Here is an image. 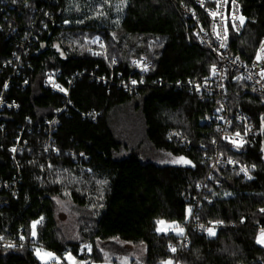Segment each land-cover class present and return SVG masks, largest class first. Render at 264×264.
Here are the masks:
<instances>
[{
    "label": "trees",
    "instance_id": "trees-1",
    "mask_svg": "<svg viewBox=\"0 0 264 264\" xmlns=\"http://www.w3.org/2000/svg\"><path fill=\"white\" fill-rule=\"evenodd\" d=\"M196 1L18 0L11 8L0 0V24L5 31L12 24L23 35L34 10L48 13L52 20H46L47 31L24 57L18 77L12 76L18 38L0 33V93L10 80L4 99L19 105L17 110H0V264H42L34 247L59 258L70 252L80 260L101 263L96 243L115 239L145 245L144 264H264V246L257 242L259 229L264 228V98L248 85L227 82L233 109L249 114L260 130L253 148L236 153L223 141L217 150L210 146L213 139L219 140L208 122L214 102L175 86L188 79H207L217 62L195 39L192 22L181 9L183 3L196 7ZM232 1L245 22L239 33L229 22L226 51L251 63L264 39V0H228V13ZM113 2L121 3L122 10L111 24L113 15L105 18L97 12L100 7L111 12ZM202 19L206 25L207 18L202 15ZM96 36L107 45L109 57L116 58L115 72L124 77L131 71V60L148 58L153 69L147 84L130 96L116 84L92 79V75H109L104 58L93 53L98 52L97 46L83 41ZM44 42L47 50L36 56ZM49 70L61 71L62 80L81 73L70 93L72 106L58 116L53 133L58 155L44 150L45 121L65 105L63 96L43 85ZM92 111L99 114L96 121L84 116ZM117 115H123L129 133L131 128L139 129L134 135L143 141L139 149L117 137ZM170 130L190 138L192 147L170 141ZM144 142L152 155L185 157L191 165L160 164L143 151ZM215 152L255 164L257 180L246 182L235 171L213 169ZM210 173L221 182V195L229 196L203 199L198 186ZM97 182L103 184L102 198L90 210L101 189ZM57 199H68L88 212L76 240L65 241L59 235ZM196 211L198 222L225 227L212 235L194 232L187 224ZM37 221L35 236L32 225ZM160 221L174 223L183 233H158ZM183 237L188 238V246L169 249L170 243ZM84 243L93 244L90 254L80 252Z\"/></svg>",
    "mask_w": 264,
    "mask_h": 264
},
{
    "label": "built area",
    "instance_id": "built-area-1",
    "mask_svg": "<svg viewBox=\"0 0 264 264\" xmlns=\"http://www.w3.org/2000/svg\"><path fill=\"white\" fill-rule=\"evenodd\" d=\"M17 2L18 0H1V5H10L11 8H15L18 5ZM195 5L196 7H190L183 3L181 4V9L185 16L192 22L195 39L214 54L217 62L212 66L210 75L207 79L203 81L188 79L184 85L177 82L175 86L177 88L185 87L189 93L196 94L201 100L214 102L215 108L208 122L213 124L216 128L219 134V140L213 139L210 142V146L217 150L220 141H223L230 145L233 152L241 153L247 149L253 148L257 144L260 130L249 114L233 109L228 101L227 82L231 80L232 82H240L248 85L256 94L264 98V76L260 75L261 71L264 70V59L257 60L258 54L264 57V52L261 51L262 46H264V39L251 63H247L236 56L228 54L226 51L228 38L227 24L230 22L234 30L238 33L242 30L238 4L235 1L231 2V7L229 9L231 17L228 20L226 19V14L228 12V3L226 0H197ZM3 10L5 9L3 8L2 11ZM211 13H216V15L213 16ZM202 15L207 18L206 25H204L205 22L202 19ZM50 18L48 13L41 15L34 10L23 35L18 34V31L12 24H9L7 31H5L4 26L0 24V33H6L8 37L18 38L16 46L19 51H14L13 53L15 66L12 76L18 77L20 75V69L23 68L24 57L32 48H35L34 46L39 42L40 36L47 31L48 25L46 20L52 22ZM4 20L7 21V19ZM66 23L68 22L66 21L65 24ZM101 43V41L98 42V45L100 46ZM93 53L94 55L99 54L97 51ZM103 58L108 66L109 75H92V79H95L98 83L102 82L104 85L107 83L111 85L116 84L118 88H121L130 96H132L138 88L147 84V76L153 69V63L148 58H135L130 62L131 71L129 75L124 77L121 72H115V68L118 66L116 61L109 63L105 56ZM80 76L81 73L77 72L62 80L61 71L58 70H49L44 76V87L47 90L60 94L65 99V105L56 113V116L51 120L45 121L46 141L44 143V150L46 152L53 153L54 155L60 153V149L54 144L53 133L59 124L58 116L67 106H72L70 103V93L77 78ZM133 81H135V83H133ZM27 83L28 80L25 79L22 83V87L25 88ZM10 85L11 81L7 80L0 93V110H17L19 108V105L15 101L9 102L4 99L3 95L5 91L9 89ZM84 116L96 121L99 114L92 111ZM237 133H239V135H237ZM168 138L170 141L178 143L181 147H186L187 149L192 147L190 138L177 131L170 130ZM199 147L204 148L205 146L200 144ZM18 148L19 145L14 149V154ZM217 167L235 171L236 174L246 182L256 181L258 177L255 164H246L240 160L234 159L230 155H222L221 153L215 152L212 168L216 169ZM16 185L17 181L12 184V192H14V187H16ZM7 187L9 188V186ZM220 187L221 182L217 181L212 173H210L205 178L204 182L198 186V190L203 195V199H207L210 195H212L213 198H217L222 193L219 191ZM221 196L226 197L229 196V194L223 193ZM196 213L197 211L193 214L190 213L187 227L200 235H210L209 229L215 232L225 227L224 224L218 222H198L196 220ZM259 230L262 232L264 228H260ZM188 244V238L183 237L179 242L170 243L169 249L176 251L179 248L188 246Z\"/></svg>",
    "mask_w": 264,
    "mask_h": 264
},
{
    "label": "rangeland",
    "instance_id": "rangeland-1",
    "mask_svg": "<svg viewBox=\"0 0 264 264\" xmlns=\"http://www.w3.org/2000/svg\"><path fill=\"white\" fill-rule=\"evenodd\" d=\"M228 3V0H226ZM122 4L113 2L111 5V12L107 11V8L105 11H103V7L99 8V11L97 14L99 15L102 13V17L107 18L108 16H112V19L110 20L111 24L115 22L114 19L121 10H122ZM111 14H110V13ZM231 17V13L226 14V19L228 20ZM241 17V16H240ZM81 21V19L79 20ZM245 22V20H244ZM228 23V21H227ZM69 23H66L65 25H68ZM229 24V23H228ZM227 24V27H228ZM244 24V23H243ZM242 24V25H243ZM84 43H89L92 47L97 46L98 53L102 57H106L109 63H112L113 61H116V58H110L108 55V48L107 45L104 43L102 38L99 36L93 37L91 39H84ZM102 42L101 45H98V42ZM99 46V47H98ZM129 117V114H128ZM123 115H117L115 124V132L117 134V137L123 140V142H126L131 147H135L139 149L140 143L143 142L139 140V137L136 138L134 135L136 133L139 134V129L136 127L131 128L132 133H129V129L124 125ZM134 130L136 132L133 134ZM132 134V135H131ZM135 139V140H133ZM145 150L146 153L150 154L152 156L151 158L155 159L160 164H170V165H191L190 163H186L185 161L189 162L188 159L185 157H179L174 158L168 154H161L160 156H157V154L152 155V151L150 146L145 142L143 145V151ZM140 154L143 155V151L139 150ZM150 152V153H149ZM98 183V182H97ZM101 188V189H99ZM103 184L98 183V189H99V196L96 199H92L94 201L93 207H89L90 210H94V206L97 204V200L102 198L103 193ZM56 211H57V220L59 224V235L61 238L65 241L70 240H76L78 235V229L81 228V225H85L83 220L84 218H88V212L76 207L72 202H70L68 199H57L56 200ZM83 219V220H82ZM164 223L157 224V232L158 233H176V234H182L181 229H178L175 227L174 223H167L163 221ZM90 228L87 227L83 230L85 234H87L88 230ZM160 229V230H158ZM36 236V235H35ZM261 238V236H260ZM98 243V242H97ZM96 243V252L100 255V258L102 259L101 263L96 262H90L88 260H80L78 257L74 256L70 252L66 253L63 258H59L54 253L48 250L40 249L37 247H34V253L37 256L38 260L42 264H144V258H145V252L146 247L143 244H131V243H124L119 240H113L112 243ZM93 244L92 243H84L80 247L81 253H87L90 254L92 252ZM80 253V254H81ZM50 254V255H48ZM165 264H173L172 262H166Z\"/></svg>",
    "mask_w": 264,
    "mask_h": 264
},
{
    "label": "snow or ice",
    "instance_id": "snow-or-ice-1",
    "mask_svg": "<svg viewBox=\"0 0 264 264\" xmlns=\"http://www.w3.org/2000/svg\"><path fill=\"white\" fill-rule=\"evenodd\" d=\"M211 15L215 16L216 13H211ZM239 19H240V23L243 24V23H244V17H240ZM261 51L264 52V46H262ZM261 59H264V57H262L261 55L258 54V55H257V60L259 61V60H261ZM145 70H147V69H145ZM260 75H261V76H264V70L261 71ZM133 83H135V81H133ZM61 90H63V89H61ZM237 135H239V133H237ZM185 162H186V163H190V162H187V161H185ZM37 223H39V221L34 222L33 225H32V228H33V235H35V227H36V224H37ZM159 223L162 224V223H164V222H163V221H160ZM158 230H160V229H158ZM180 231L182 232L183 230L181 229ZM209 234H210V235L214 234V233L212 232L211 229H209ZM257 242H258V243H261V244H264V230H262V232H261V238H259V239L257 240ZM173 250H174V249H173ZM48 255H50V254H48Z\"/></svg>",
    "mask_w": 264,
    "mask_h": 264
},
{
    "label": "water",
    "instance_id": "water-1",
    "mask_svg": "<svg viewBox=\"0 0 264 264\" xmlns=\"http://www.w3.org/2000/svg\"><path fill=\"white\" fill-rule=\"evenodd\" d=\"M47 50V43L44 42L40 45L39 50L36 53V56L43 54L45 51ZM261 119L263 120L264 117H261ZM261 154H262V162L264 165V125L262 126V143H261Z\"/></svg>",
    "mask_w": 264,
    "mask_h": 264
}]
</instances>
